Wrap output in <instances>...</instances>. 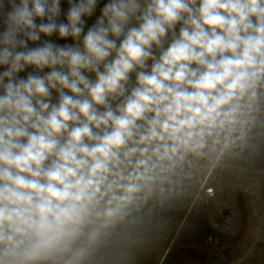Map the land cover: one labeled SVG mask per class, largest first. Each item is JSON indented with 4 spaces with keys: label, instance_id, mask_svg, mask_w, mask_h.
<instances>
[{
    "label": "clouds",
    "instance_id": "obj_1",
    "mask_svg": "<svg viewBox=\"0 0 264 264\" xmlns=\"http://www.w3.org/2000/svg\"><path fill=\"white\" fill-rule=\"evenodd\" d=\"M67 3L0 0V264H139L264 176V0Z\"/></svg>",
    "mask_w": 264,
    "mask_h": 264
},
{
    "label": "rangeland",
    "instance_id": "obj_2",
    "mask_svg": "<svg viewBox=\"0 0 264 264\" xmlns=\"http://www.w3.org/2000/svg\"><path fill=\"white\" fill-rule=\"evenodd\" d=\"M107 2L100 0L93 17L86 18L85 31ZM61 7L66 13L67 0H61ZM50 39L58 44L73 43L56 36ZM30 70L20 75L26 76ZM147 263L264 264V176L259 185L249 184L246 190L224 188L207 203L176 213L163 239L139 259V264Z\"/></svg>",
    "mask_w": 264,
    "mask_h": 264
},
{
    "label": "crops",
    "instance_id": "obj_3",
    "mask_svg": "<svg viewBox=\"0 0 264 264\" xmlns=\"http://www.w3.org/2000/svg\"><path fill=\"white\" fill-rule=\"evenodd\" d=\"M148 264V263H147Z\"/></svg>",
    "mask_w": 264,
    "mask_h": 264
}]
</instances>
